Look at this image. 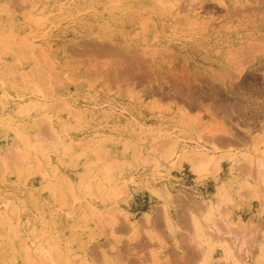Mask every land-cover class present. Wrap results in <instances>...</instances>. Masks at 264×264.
I'll return each mask as SVG.
<instances>
[{"label": "rangeland", "instance_id": "1", "mask_svg": "<svg viewBox=\"0 0 264 264\" xmlns=\"http://www.w3.org/2000/svg\"><path fill=\"white\" fill-rule=\"evenodd\" d=\"M257 158L264 0H0V264H264Z\"/></svg>", "mask_w": 264, "mask_h": 264}, {"label": "bare ground", "instance_id": "2", "mask_svg": "<svg viewBox=\"0 0 264 264\" xmlns=\"http://www.w3.org/2000/svg\"><path fill=\"white\" fill-rule=\"evenodd\" d=\"M191 3V2H190ZM172 4V3H171ZM29 104V103H28ZM27 104V105H28ZM26 106V105H25ZM23 110L25 109L24 107L22 108ZM26 110V109H25ZM22 112V111H21ZM5 122V121H4ZM3 124V123H2ZM35 125V124H34ZM40 126V125H39ZM7 127V126H6ZM13 127V126H12ZM19 127V126H18ZM52 127V126H51ZM8 128V127H7ZM15 129V131H16V128H14ZM13 129V130H14ZM53 130H55L54 129V127L52 128V131ZM20 131V130H19ZM55 132V131H54ZM20 133V132H19ZM18 133V134H19ZM44 133V132H43ZM52 133V132H51ZM54 134V133H53ZM48 135V134H47ZM14 136H16V135H14ZM20 136V135H19ZM39 136V135H38ZM41 136H42V134H41ZM57 136V135H56ZM63 136V135H62ZM32 137H34V136H32ZM51 137V136H50ZM37 138H39L40 139V136L39 137H37ZM42 138H44V137H42ZM48 138V137H47ZM53 138V137H52ZM58 139V138H57ZM69 139V138H68ZM21 140H23L22 142H23V144L25 145V143L27 144V145H29L28 147L29 148H31V150L32 151H34L35 153V157L39 160L40 159V161L42 160V161H44V162H46L45 163V165L48 163V160H47V158L49 157L48 155H47V152L45 151V149L42 147L43 146V144L45 145V146H47L46 144L48 143L45 139H42V141L40 142V140H38V139H35V140H38L37 142H34V141H32V139L31 138H25V136H22L21 137ZM52 140V139H51ZM48 141H49V139H48ZM58 141H59V139H58ZM25 142V143H24ZM68 142V141H67ZM10 143V142H9ZM49 143H51V142H49ZM16 144V143H15ZM54 144V143H53ZM53 144H50V145H53ZM57 144V143H56ZM20 145V144H19ZM23 145V146H24ZM56 145L54 144V147H55ZM58 146H59V144H58ZM6 147V146H5ZM48 147H52V146H49L48 145ZM61 147V146H60ZM11 148V146L8 148V149H10ZM13 148V147H12ZM55 148H57V147H55ZM59 148V147H58ZM52 149V148H51ZM53 150V149H52ZM64 150V149H63ZM12 151H14V150H12ZM22 151V150H21ZM23 151H24V148H23ZM30 151V150H29ZM6 152V151H5ZM2 153H4V152H2ZM26 154H28V151H26L25 152ZM25 154V155H26ZM21 155V154H20ZM3 156V155H2ZM1 156V157H2ZM23 156V155H22ZM27 156V155H26ZM48 156V157H47ZM4 157V156H3ZM14 157H16V156H14ZM13 157V158H14ZM22 158V157H21ZM232 158H233V156H232ZM262 158V157H261ZM7 159V158H6ZM15 159V158H14ZM14 159H11V160H14ZM16 159H17V157H16ZM112 159V158H111ZM230 159V158H229ZM19 160V162H20V159H18ZM114 160V159H113ZM15 161H17V160H15ZM14 161V162H15ZM69 161V160H68ZM256 161L258 162L257 163V166H259V169L258 170H264V169H262V167H264V159H256ZM255 161V162H256ZM1 162V161H0ZM3 162V161H2ZM18 161L17 162H15V164L16 163H19ZM110 162H112V161H110ZM109 162V163H110ZM207 162V161H206ZM251 162V161H250ZM22 163V162H21ZM36 163V162H35ZM38 163V162H37ZM108 163V162H107ZM119 163V162H118ZM117 163V164H118ZM5 164V163H4ZM20 164V163H19ZM50 165V164H49ZM54 165V164H53ZM242 165V164H241ZM22 166V165H21ZM39 166V165H38ZM43 167V166H42ZM41 167V168H42ZM38 168V167H37ZM53 168H55V167H53ZM103 168V167H102ZM113 166L111 165V163L107 166L106 165V167L104 168V174L102 175V176H104L103 177V179L104 180H102L103 182V184L102 185H100V189H103V188H107V187H109L108 186V184H110L109 183V178H111V175H112V173H113ZM40 169V168H39ZM52 169V168H51ZM58 169V168H57ZM116 169V168H115ZM53 172V171H52ZM102 173H103V171H102ZM52 174V173H51ZM53 175V174H52ZM262 180H264V179H262ZM80 181H82V179H80L79 180V182ZM108 181V182H107ZM108 183V184H107ZM262 183H264V182H262ZM78 184H82L81 182L80 183H78ZM107 184V185H106ZM86 186H87V184H86ZM99 186V184L96 186V187H98ZM262 186H264V184H262ZM92 187V186H91ZM91 187H89L88 186V188H91ZM111 187V186H110ZM83 188H86L85 186L83 187ZM87 188V189H88ZM262 188H264V187H262ZM93 189V188H92ZM110 189V188H109ZM91 190V189H90ZM93 191H95V190H93ZM262 192V191H261ZM101 194V193H100ZM110 199V198H109ZM227 199V198H226ZM171 201V200H170ZM172 202V201H171ZM226 202V201H225ZM88 204V203H87ZM166 204V203H165ZM206 206V205H205ZM208 207H209V205H207ZM5 207V206H4ZM86 207H87V205H86ZM225 207V206H224ZM209 209V208H208ZM2 210V209H1ZM210 211H211V209H210ZM165 213H166V211H165ZM210 213V212H209ZM208 213V214H209ZM111 214H112V212L110 213V216H111ZM213 216H214V214H212ZM108 217H109V215H108ZM114 217V215L112 214V219H114L115 220V217ZM189 217V216H188ZM212 217V216H211ZM187 218V217H186ZM189 219V218H188ZM114 220H112L113 222L112 223H110L111 224V226H113L114 224H115V221ZM208 220V219H207ZM205 221V220H204ZM3 222V221H2ZM4 223V222H3ZM213 223V222H212ZM2 224V223H1ZM3 225V224H2ZM202 225V224H201ZM17 226V225H16ZM3 226H1V228H2ZM193 227H194V230H196V234L198 233V230H199V227H198V223H197V220L196 221H193ZM0 228V229H1ZM9 228V227H8ZM17 228V227H16ZM113 228V227H112ZM13 229H15V227L13 228ZM1 231V230H0ZM9 231L10 230H8L7 231V233H9ZM15 231V230H14ZM14 231H12V232H14ZM2 232V231H1ZM18 232V231H17ZM201 232H202V229H201ZM16 233V232H15ZM14 233V234H15ZM203 233V232H202ZM19 234V233H18ZM212 234V233H211ZM9 235V234H8ZM7 235V236H8ZM17 235V234H16ZM15 235V236H16ZM200 235V234H199ZM214 235V234H213ZM212 235V236H213ZM219 235V234H218ZM14 236V235H13ZM21 236V235H20ZM212 236H210V237H212ZM215 237H216V235H215ZM214 237V238H215ZM21 241V240H20ZM30 242V241H29ZM205 242V241H204ZM209 242H211L210 240H209V237H208V239L206 240V245H207V243H209ZM226 243V242H225ZM12 246H14V245H12ZM221 246H223L222 248H223V250H225L226 251V253H228V254H232L231 256H229V260H230V263L231 264H240L239 262H240V260H242V257H235L236 256V254H235V252L234 253H232L230 250L233 248V247H231L232 245H228L227 243L226 244H223V245H221ZM197 247H199V246H197ZM26 249H27V247H25ZM36 248V247H35ZM43 248V247H42ZM15 249V248H14ZM38 249H39V247H38ZM40 250V249H39ZM88 250V249H87ZM236 250V249H235ZM26 251V250H25ZM24 249H23V254H24ZM65 251V250H64ZM198 251H199V249H198ZM197 251V252H198ZM40 252V251H39ZM26 253V252H25ZM56 253V252H55ZM88 253V252H87ZM225 253V254H226ZM41 254V253H40ZM51 253H44V254H42V256H41V260H40V262H37V263H34V264H45L46 262H49V256H51V258H52V255H50ZM197 254V253H196ZM234 254V255H233ZM238 254V253H237ZM29 255V254H28ZM39 254H37V256H38ZM227 255V254H226ZM25 257H26V254L24 255ZM197 255H195L194 257H195V260H196V257ZM31 257V256H30ZM194 257H192V259H194ZM32 258V257H31ZM56 258V257H55ZM84 258V257H83ZM191 258V257H190ZM25 259V258H24ZM27 259H28V257H27ZM38 259V258H37ZM53 259V258H52ZM59 260V259H58ZM73 259H71V261H72ZM100 260V259H99ZM194 260V261H195ZM37 261V260H36ZM52 261H55L54 259L52 260ZM102 261V260H101ZM105 261H107V260H105L104 259V263H105ZM28 262V261H27ZM34 262V261H33ZM31 263V262H30ZM29 263V264H30ZM98 263V262H97ZM96 263V264H97ZM191 263H192V261H191ZM27 264V263H26ZM107 264V263H106Z\"/></svg>", "mask_w": 264, "mask_h": 264}]
</instances>
